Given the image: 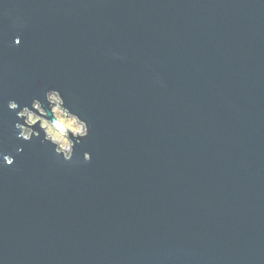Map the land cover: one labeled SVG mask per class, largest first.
<instances>
[{
	"label": "water",
	"instance_id": "water-1",
	"mask_svg": "<svg viewBox=\"0 0 264 264\" xmlns=\"http://www.w3.org/2000/svg\"><path fill=\"white\" fill-rule=\"evenodd\" d=\"M49 88L70 161L8 108ZM4 155L0 264H264V0H0Z\"/></svg>",
	"mask_w": 264,
	"mask_h": 264
},
{
	"label": "clouds",
	"instance_id": "clouds-1",
	"mask_svg": "<svg viewBox=\"0 0 264 264\" xmlns=\"http://www.w3.org/2000/svg\"><path fill=\"white\" fill-rule=\"evenodd\" d=\"M19 37L15 44H19ZM44 100L33 98L31 106L25 104L20 107L15 100L8 102L9 110H17L16 118L23 120V123H16L18 138L24 141H31L33 137L43 139L40 141L53 146L55 154H62L63 158L70 161L74 155V138L78 144L83 138L89 135V127L84 119L66 106L61 92L56 88H49L44 92ZM45 103L47 107H45ZM38 125V129L34 126ZM17 151H21L18 149ZM84 159L89 160L90 154L85 153ZM14 158L11 155H4L0 165H12Z\"/></svg>",
	"mask_w": 264,
	"mask_h": 264
},
{
	"label": "snow or ice",
	"instance_id": "snow-or-ice-1",
	"mask_svg": "<svg viewBox=\"0 0 264 264\" xmlns=\"http://www.w3.org/2000/svg\"><path fill=\"white\" fill-rule=\"evenodd\" d=\"M18 43H20V41Z\"/></svg>",
	"mask_w": 264,
	"mask_h": 264
}]
</instances>
